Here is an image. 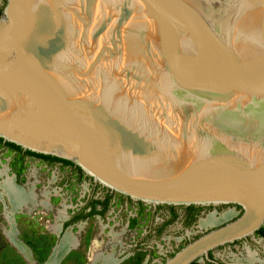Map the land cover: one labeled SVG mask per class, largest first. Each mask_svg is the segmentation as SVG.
Listing matches in <instances>:
<instances>
[{
	"label": "water",
	"instance_id": "1",
	"mask_svg": "<svg viewBox=\"0 0 264 264\" xmlns=\"http://www.w3.org/2000/svg\"><path fill=\"white\" fill-rule=\"evenodd\" d=\"M0 137L154 207L240 206L162 264L246 238L264 225V0H7Z\"/></svg>",
	"mask_w": 264,
	"mask_h": 264
},
{
	"label": "rangeland",
	"instance_id": "2",
	"mask_svg": "<svg viewBox=\"0 0 264 264\" xmlns=\"http://www.w3.org/2000/svg\"><path fill=\"white\" fill-rule=\"evenodd\" d=\"M2 169L14 183L17 181V186L25 191L32 189L40 202L35 205L25 203L15 209L0 186V264H45L62 239L54 225H61L79 211L84 212L92 196L104 197L106 191L101 183L93 189V182L85 174H77L69 166L28 161L0 145V171ZM3 176L0 174V182ZM141 202L128 201L125 195L121 197L115 192L102 214L71 224L64 234L70 230L80 245L75 247V244L59 264H91V255L95 252L112 253L115 264H162L213 227H199V220L215 207H195L193 210L174 207L171 210ZM97 207L100 210L101 206ZM230 207L236 211L235 206H219L215 210L221 212ZM61 211L65 219L58 218ZM7 214L13 216L17 237L29 248L31 259L9 239ZM246 249L255 251L264 264V235L259 232L220 245L208 256H201L190 264H238L234 254H243Z\"/></svg>",
	"mask_w": 264,
	"mask_h": 264
},
{
	"label": "bare ground",
	"instance_id": "3",
	"mask_svg": "<svg viewBox=\"0 0 264 264\" xmlns=\"http://www.w3.org/2000/svg\"><path fill=\"white\" fill-rule=\"evenodd\" d=\"M0 174H3V180L0 182V186L3 189V193H5L10 200V204L15 208H20L21 206H24L25 203L30 205H35L36 203L40 202L38 199H36V194L32 189H29V191L23 190V188L20 186H17L16 183L12 180V177L8 176L6 174L5 170H1ZM0 199H2V193L0 192ZM2 201V200H1ZM44 203V201H42ZM48 203V202H47ZM46 205V204H45ZM12 207V208H13ZM216 208V207H215ZM213 208V210L208 211L205 214V217H202L199 220V227H209L214 225H219L220 223H223L225 221L231 220L234 216H236V211L233 208H227L223 209L221 212H217ZM7 219L10 222V229L6 232L9 239L13 243V245L27 258L31 259V252L29 248L22 242V240H19L17 237V233L15 230L14 220L13 216L11 214H7ZM61 217V218H60ZM65 215L63 212H59L58 218L62 219ZM65 219V218H64ZM55 229L57 231H60L61 225L57 224L54 225ZM77 238L76 236L68 230L58 243L52 254L50 255L48 261L45 264H59L60 260L65 256L71 248L77 244ZM233 259V258H232ZM234 259L238 263L243 264H260V260L257 257V253L254 251H251L249 249H246V252L243 254H234ZM231 260V259H230ZM91 264H115L114 258L112 257V253L110 255L103 254L99 252H95L91 255L90 258Z\"/></svg>",
	"mask_w": 264,
	"mask_h": 264
},
{
	"label": "flooded vegetation",
	"instance_id": "4",
	"mask_svg": "<svg viewBox=\"0 0 264 264\" xmlns=\"http://www.w3.org/2000/svg\"><path fill=\"white\" fill-rule=\"evenodd\" d=\"M6 2L7 0H0V13L3 12L4 10V7L6 5ZM0 145L6 147L8 150L10 151H13L15 154H17L19 157L25 159V160H28V161H36L38 163H42V164H46V165H53V164H59V165H62V166H69L70 168H72L74 171L77 172V174H85V173H80L76 168L75 166H72V165H66L64 163H62L61 161H58V160H51V159H46L44 157H40L38 155H35V154H30V153H27L25 149L23 150H18V149H14L8 145H6L4 142H0ZM93 183H91L93 186L92 188L93 189H96L98 186V182H95L93 178H91L90 176H88L87 174H85ZM17 181L15 180V183ZM17 184V183H16ZM96 186V187H95ZM104 186V189H106L105 191V195L104 197L100 196V197H95V196H92L88 202H87V207L85 208V211L84 212H77L75 213L74 215H72L68 221L64 222V223H61V229L60 231H57L56 233L59 234L61 236L64 235V232L65 230L71 225V224H76L77 222H79L80 220H83L84 218L85 219H89L91 217H93L95 214H102L108 207L109 205V202H110V199H111V196H113V194L115 193L114 191H111L108 187ZM121 197L124 196L120 193H118ZM127 200L130 201L132 200L133 198L131 197H128L126 196ZM138 204H141L142 202L140 200H137ZM97 205H100L101 208L100 210L98 209ZM236 211L238 212V214L241 212V208L236 206ZM94 210H96L97 212H95ZM80 218L76 219L77 216H80ZM55 232V231H54ZM257 233V232H255ZM262 234V233H261ZM61 236V238H62ZM60 238V239H61ZM80 245V241L77 240V245L75 247H78ZM74 248V247H73ZM211 252V251H210ZM209 252V253H210ZM208 253V255H209ZM206 256V255H204ZM238 264H243V263H238ZM260 264H262L260 262Z\"/></svg>",
	"mask_w": 264,
	"mask_h": 264
},
{
	"label": "trees",
	"instance_id": "5",
	"mask_svg": "<svg viewBox=\"0 0 264 264\" xmlns=\"http://www.w3.org/2000/svg\"><path fill=\"white\" fill-rule=\"evenodd\" d=\"M2 13H0L1 15ZM0 142H4L6 145L14 148V149H18V150H23V148L20 146V145H17L13 142H9V141H4L2 137H0ZM27 153H30V154H35V155H38L40 157H44L46 159H51V160H58V161H61L62 163L66 164V165H72V166H75V168L80 172V173H84L83 170L79 167V166H76L71 160H68V159H65V158H60V157H57V156H53V155H50V154H43V153H38V152H34V151H31V150H26ZM171 210H174V207L175 205H168ZM196 207V205H188L187 208L189 210H193L194 208ZM240 207V206H238ZM95 212H97L96 210H94ZM80 216H77L76 219L80 218ZM257 232L259 233H262L264 235V227H261L259 230H257Z\"/></svg>",
	"mask_w": 264,
	"mask_h": 264
}]
</instances>
